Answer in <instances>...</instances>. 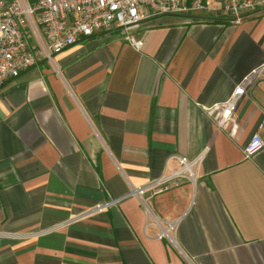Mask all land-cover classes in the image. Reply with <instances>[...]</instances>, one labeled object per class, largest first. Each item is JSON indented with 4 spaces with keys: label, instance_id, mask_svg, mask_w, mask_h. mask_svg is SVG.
<instances>
[{
    "label": "crops",
    "instance_id": "obj_1",
    "mask_svg": "<svg viewBox=\"0 0 264 264\" xmlns=\"http://www.w3.org/2000/svg\"><path fill=\"white\" fill-rule=\"evenodd\" d=\"M95 33L0 88V264H264V8ZM197 160L194 179L131 188ZM100 212L86 210L111 202ZM29 235V236H28Z\"/></svg>",
    "mask_w": 264,
    "mask_h": 264
},
{
    "label": "built area",
    "instance_id": "obj_2",
    "mask_svg": "<svg viewBox=\"0 0 264 264\" xmlns=\"http://www.w3.org/2000/svg\"><path fill=\"white\" fill-rule=\"evenodd\" d=\"M264 8V0H0V88L22 72L32 68L41 59L52 61L54 55L95 33H106L116 28L133 47L142 41L129 35L133 29L149 19L165 15H196L210 18H228L238 23L244 14ZM264 130V116L259 131ZM264 147V140L254 133L243 148L245 159L252 158ZM179 168L147 185L131 188L127 197L137 198L158 228L157 240L175 244L180 219L158 220L147 207L145 195L172 178L194 179L192 168L197 160L178 157ZM112 200L97 205L84 215L100 212ZM29 236V235H28ZM2 237H22L5 234Z\"/></svg>",
    "mask_w": 264,
    "mask_h": 264
}]
</instances>
